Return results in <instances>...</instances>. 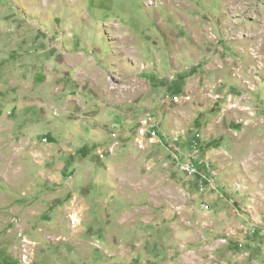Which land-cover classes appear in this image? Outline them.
<instances>
[{
    "label": "rangeland",
    "instance_id": "obj_1",
    "mask_svg": "<svg viewBox=\"0 0 264 264\" xmlns=\"http://www.w3.org/2000/svg\"><path fill=\"white\" fill-rule=\"evenodd\" d=\"M0 264H264V0H0Z\"/></svg>",
    "mask_w": 264,
    "mask_h": 264
},
{
    "label": "built area",
    "instance_id": "obj_2",
    "mask_svg": "<svg viewBox=\"0 0 264 264\" xmlns=\"http://www.w3.org/2000/svg\"><path fill=\"white\" fill-rule=\"evenodd\" d=\"M141 132L143 133L144 132V129H141Z\"/></svg>",
    "mask_w": 264,
    "mask_h": 264
}]
</instances>
